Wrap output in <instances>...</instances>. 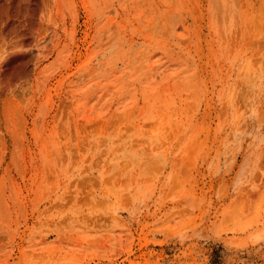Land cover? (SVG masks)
Wrapping results in <instances>:
<instances>
[{
    "label": "rangeland",
    "instance_id": "374dc122",
    "mask_svg": "<svg viewBox=\"0 0 264 264\" xmlns=\"http://www.w3.org/2000/svg\"><path fill=\"white\" fill-rule=\"evenodd\" d=\"M0 264H264V0H0Z\"/></svg>",
    "mask_w": 264,
    "mask_h": 264
}]
</instances>
